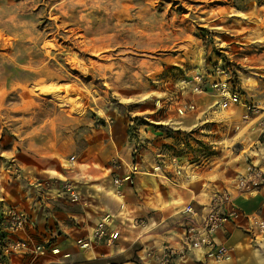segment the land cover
I'll list each match as a JSON object with an SVG mask.
<instances>
[{"label":"rangeland","instance_id":"rangeland-1","mask_svg":"<svg viewBox=\"0 0 264 264\" xmlns=\"http://www.w3.org/2000/svg\"><path fill=\"white\" fill-rule=\"evenodd\" d=\"M217 71L264 112V81L256 80L264 75V0H0L2 178L5 167L16 164V152L75 154L88 147L97 125L130 119L133 162L139 143L145 144L137 130L147 126L172 140L153 146L161 154L202 164L219 152L233 188L242 175L237 141L244 147L254 142L251 119L259 112L222 110L210 89L223 81ZM195 73L204 77L203 94L191 91ZM258 87V93L251 90ZM232 119L248 121L236 125ZM183 123L192 127L184 130ZM229 204L237 211L232 198ZM252 211L264 223V198ZM249 224L239 232L248 252L218 264H264L258 260L264 233Z\"/></svg>","mask_w":264,"mask_h":264},{"label":"crops","instance_id":"crops-1","mask_svg":"<svg viewBox=\"0 0 264 264\" xmlns=\"http://www.w3.org/2000/svg\"><path fill=\"white\" fill-rule=\"evenodd\" d=\"M259 58H262L261 54L257 55V61ZM262 76L256 78L261 85L264 81ZM251 90L258 93L261 89ZM256 102L258 100L243 99L242 96L241 104L233 106L232 111L242 108L246 113L244 104H253L259 110ZM261 119H264V112H259L258 119H251L254 137L251 145L244 147L242 140L237 141L241 145L236 153L240 159L238 171L242 174L246 167L245 156L258 163L264 153L260 145L264 144ZM56 121L60 123L65 119ZM99 121L107 123L108 119H94L92 122ZM199 121L196 119L194 122L198 124ZM207 121L203 119L201 122ZM241 122L242 119H232L236 125ZM131 124L130 119H116L112 126L97 125L91 130L88 147L75 154L60 151L40 153L34 149L15 153L16 164L9 166L11 169L5 167L6 180L0 173V213L6 208H14L28 216L34 227L13 235V240L27 243V249L21 255L11 257L6 264H154L145 260L144 254L159 250L165 244H179L188 222H199L216 193L223 191L230 192L239 215H255L252 208L264 198V194L260 191L246 197L237 196L233 192V184H228L223 175L224 168L219 166V152L208 156L202 164L188 163L186 155L161 154L153 146H162L172 140L147 126H139L141 129L133 126L141 132L139 137L145 144H138L141 147L134 160L138 172L130 175L133 144L127 131ZM175 124L181 125L179 122ZM190 127L183 123L184 130ZM177 142L182 141L177 139ZM114 158L122 162L116 169L111 166ZM172 159L177 161L176 165L172 164ZM177 167L180 168L179 175L175 173ZM52 173H58L63 177L60 180L72 185L77 194L75 202L61 192V181H54ZM128 177L130 179L126 180ZM40 178L42 182H38ZM115 178L122 180L119 186L113 184ZM188 207L195 211L196 217L184 212ZM229 208L230 204L222 205L223 212ZM241 218L227 221L215 236L216 242L231 249L236 261L248 252L243 249H247V245L239 232L250 222ZM101 224H105L107 231H118L114 244L93 242L88 249H80L77 241L91 239ZM37 246L46 250V255H37ZM52 250H56V254H52ZM258 252L262 251L258 249ZM254 258L252 254L250 259ZM258 260L264 263V254H258ZM190 262L214 263L204 257L203 251H195L175 259L173 264Z\"/></svg>","mask_w":264,"mask_h":264},{"label":"built area","instance_id":"built-area-1","mask_svg":"<svg viewBox=\"0 0 264 264\" xmlns=\"http://www.w3.org/2000/svg\"><path fill=\"white\" fill-rule=\"evenodd\" d=\"M217 75L223 78V81H217L210 85L215 97L219 101V107L222 110L240 105L242 93L239 85L230 79L224 71H217ZM192 92L194 94H203L207 91L205 87L204 77L195 73L192 77ZM246 114H255L258 109L253 104H244ZM193 105L189 109H193ZM246 118V116L244 117ZM248 119H242V122H247ZM262 133L264 136V119L260 122ZM264 149V144H260ZM245 170L242 175L236 180L233 192L239 197H246L260 191L264 192V153L259 157V162L254 163L249 156L244 157ZM172 164L176 165L177 161L172 159ZM111 166L115 169L119 166L116 159L111 161ZM138 172V165L132 162L129 165V174L134 175ZM175 173L179 175L180 168H176ZM129 180L130 177L125 178ZM121 179L115 178L113 184L119 186ZM60 190L66 196L75 202L77 194L74 192L72 185L68 181L61 182ZM231 200L230 192L223 191L216 193L208 206L207 212L199 222H188L184 228V232L180 243L176 246L165 244L159 250L147 251L144 254V259L152 261L154 264H173V261L178 258H184L190 252L203 251L204 257L214 263H222L228 260L231 255V249L224 243H218L215 236L223 228L227 221L237 219L239 216L244 217L251 224L258 227L260 233H264V223H262L256 215H239L235 209L230 208L227 212L222 211L223 204H229ZM196 217L195 211L188 207L184 211ZM34 223L24 213L14 209L6 208L0 213V264H6L13 256L21 255L27 249V243L20 240H13V235L23 232L26 228H33ZM118 231H107L105 224L98 225L92 234L91 239L77 241V246L80 249H88L91 243H105L113 245L117 240ZM46 250L42 247H35V253L39 256L46 255ZM56 254V250L51 251Z\"/></svg>","mask_w":264,"mask_h":264}]
</instances>
